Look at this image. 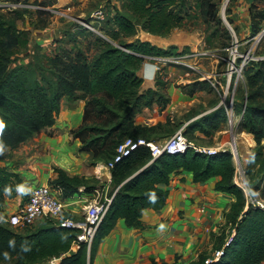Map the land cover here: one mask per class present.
Masks as SVG:
<instances>
[{
	"label": "trees",
	"instance_id": "16d2710c",
	"mask_svg": "<svg viewBox=\"0 0 264 264\" xmlns=\"http://www.w3.org/2000/svg\"><path fill=\"white\" fill-rule=\"evenodd\" d=\"M121 1L123 8L116 7L109 12L101 27L112 42L97 36L95 41L99 47L92 58L85 49L74 47L62 49L53 56L36 55L33 61L20 63L17 50L22 43H27L25 33L15 19L0 13V145L17 148L41 130L53 127L65 97L85 101L83 121L72 133L81 141V151L91 153L92 166L110 162L118 146L128 138L158 141L174 133L176 129L170 120L150 127L135 124V115L141 109L167 101L163 93L167 82L161 75L155 78L157 90L141 93L143 79L138 72L147 57L184 54L189 47L179 52L173 45L164 49L148 41L125 38L134 37L139 30L163 37L182 28L188 15L187 0ZM219 1L197 0L203 20L215 22L217 26ZM252 28V33H258L260 23H254ZM204 45L209 49L227 46L226 42L212 46L206 41ZM246 76L248 90H244L243 100L247 103L241 128L256 140L252 156L262 172L264 62L250 68ZM242 106L243 102L240 107L237 104V110ZM218 126L219 123L212 121L201 130L209 136ZM179 169L192 172L195 183L216 180L215 190L234 198L226 222L231 232L235 230V236L225 247V232L216 239L215 250L224 247L223 256L208 263L213 256L201 254L189 264H261L264 261V209L252 206L246 209L244 192L234 181L236 165L231 153L206 156L188 151L153 159L148 147L140 148L111 170L108 195L113 197L112 202L91 247L79 244L73 251L77 231L62 227L50 218L37 227H25L24 232L0 223V263L17 259L15 264H41L60 258L57 264H92L99 243L112 232L119 219H124L130 228L141 229L147 210L158 211L165 206L170 176ZM56 172L58 176L50 184L63 187L64 197L74 195L81 186H86L87 190L93 188L84 178L69 177L62 170ZM17 188L21 189L19 175L0 162V209L7 197L12 199L17 195Z\"/></svg>",
	"mask_w": 264,
	"mask_h": 264
},
{
	"label": "crops",
	"instance_id": "0c3cea01",
	"mask_svg": "<svg viewBox=\"0 0 264 264\" xmlns=\"http://www.w3.org/2000/svg\"><path fill=\"white\" fill-rule=\"evenodd\" d=\"M40 1L41 11L51 12L49 22L41 33L47 35L49 32L52 37L58 28L50 23V21H58V14L55 12H71L72 3L76 0H56L52 3ZM79 2L84 6L89 0H79ZM17 3L19 7L23 4L21 1ZM27 8L34 7L26 5ZM38 17H35V22ZM27 30L34 35L40 33V30L34 27ZM142 34H146L147 39L151 36L139 30L136 34L137 38H141ZM159 38L168 39L161 36ZM175 38L179 43L183 42V35H175ZM158 46L165 48L168 45ZM189 47V51L204 50L208 53L207 56L209 55L208 59L203 60L196 69L172 61L162 63L160 75L167 82L163 92L167 101L154 103L151 107L141 109L135 115L134 122L143 127L164 124L168 120L172 123L180 122L181 125L187 124L188 131L198 133L200 143L216 146L221 138L220 131L225 126L226 116L222 110L217 109L218 102L209 99L211 92L206 89V84L209 78H215L214 74L220 62L213 59V55H219L220 50L206 49L202 39H199L195 46ZM161 58L164 59V57ZM222 64L223 62L220 65L224 68ZM209 86L213 90V86L210 84ZM149 89L157 90L155 80L143 81L141 93ZM197 105L203 106L206 111L194 113L193 109ZM84 110V100L63 99L55 125L41 130L30 141L28 140L29 142H26L27 153L21 156L20 160L17 159L14 167H10L23 182L21 189L23 186L24 192H29L34 185L51 183L58 176L56 171L62 170L69 177L84 178L89 183L95 180L99 183L97 186H103L104 191L108 193L112 184V174L108 171L110 173L108 177L106 171H103L104 175L98 173L101 163L91 165V153L81 151V141L72 133L82 123ZM212 121L219 123L218 128L212 130L209 136L203 134L202 127H207ZM195 122L198 123L195 124ZM226 136H223V140ZM165 139L157 142L162 144ZM248 162L249 157H246L243 161L244 166H247ZM215 182L216 180H210L205 183H195L192 172L182 169L175 171L170 176L169 196L165 206L158 211L147 210L143 215L144 227L141 229L130 228L124 219H119L112 232L99 243L92 264H151L153 261L159 264H189L197 260L201 254L214 256L217 237L221 232L228 234L231 231L230 225L226 222V214L230 212L234 202L231 194L215 190ZM77 197L80 198L77 192L70 197H65L68 203V217L78 218L83 213V204L75 200ZM24 203H17L14 206L15 211ZM76 249V246L72 247L73 251ZM261 264H264V261Z\"/></svg>",
	"mask_w": 264,
	"mask_h": 264
},
{
	"label": "built area",
	"instance_id": "2783aa9c",
	"mask_svg": "<svg viewBox=\"0 0 264 264\" xmlns=\"http://www.w3.org/2000/svg\"><path fill=\"white\" fill-rule=\"evenodd\" d=\"M55 13L60 17H70L69 13L65 11H56ZM96 14L97 16H102L103 12L97 11ZM228 18L229 16L225 14L224 21L233 32L231 42L224 48L218 49L220 50L219 55L215 54L216 61L223 62L222 66L224 68L221 67L220 75L216 72L214 74L215 78L208 79V82L220 93L217 109L222 110L226 116L225 126L220 131L221 138H219L218 144L216 146H206L196 143L187 136V124L182 125L173 135L166 138L162 144L157 141H148L145 138H128L118 146L114 158L108 163H103L110 173L117 164L131 157L142 147H148L150 149L153 159L163 154L177 155L184 154L188 151L206 156L229 152L234 162L238 161L239 163L238 165L235 163L236 174L234 181L244 192L247 202L246 209L250 206L264 209V199L255 195L256 192L250 184L246 167L240 160L238 135L239 131H243L241 122L246 104H243L241 110L238 111V101L235 95L236 86L240 81L245 79L246 72L250 68H255L256 65L264 62V53L257 54V47L260 45L264 36V31L262 30L260 33L254 35L252 33L250 19H240L238 26L241 25L242 30L238 33L236 27L229 22ZM85 26L94 30L88 24H85ZM207 54L204 50L194 49L184 54L161 56L164 59L161 57L147 58L159 59L162 63L172 61L179 65L196 69L199 64H202L203 60L208 59L209 55L207 56ZM148 65H151V63L147 62L144 65L140 77L143 80H155L157 75L162 71V67H159L157 64H152L156 65V67L153 71H149ZM224 135H228L229 139L223 140ZM102 191L104 194V189ZM77 193L80 195V198L77 197L75 200L83 204V213L78 218H71L67 216L68 203L64 197L63 187L50 183L34 185L28 192L27 201L15 212L10 214L6 222L12 228L37 227L43 220L50 218L58 222L62 227L77 231V236L72 247H78L79 244H86L88 247H91L113 197L109 196L107 192L105 195H101L100 186L91 189L90 192L86 186H81L78 187ZM95 193H97V196H95ZM234 236L235 230L232 231L231 236L226 240L224 247L230 244ZM224 247L216 250L214 256L207 262L218 261L224 254ZM59 260L60 258H52L48 261V264H57Z\"/></svg>",
	"mask_w": 264,
	"mask_h": 264
},
{
	"label": "rangeland",
	"instance_id": "374dc122",
	"mask_svg": "<svg viewBox=\"0 0 264 264\" xmlns=\"http://www.w3.org/2000/svg\"><path fill=\"white\" fill-rule=\"evenodd\" d=\"M19 1L23 3L20 7L18 6L19 3H17ZM45 1L52 3L56 0H45ZM9 5H17V6H9ZM26 5H33L34 8L26 9ZM41 5L42 4L40 0H34L33 2L32 0H0V13L6 15L8 19H15L19 29H21L25 33V35L23 36L24 39H27V43L25 42L22 43L21 47L17 50V54H19L17 60L20 63H29L30 61L34 60L36 55H44L47 57L53 56L57 52H60L62 49H73L74 47L85 49L88 52L90 58L94 57L99 47V44H97L95 41V38L97 36H100L101 38L109 42H112L101 30V27L103 26V22L105 21L107 15L109 14V12L116 10V7H118L119 9L123 8V4L121 0H89V2L84 6H82L79 0L73 1L71 6L72 7L71 12H67L69 13L70 17H60L57 15L58 21H50L51 24H53L55 27H58L56 28L55 34H53L54 31L53 33H51L53 34V36L51 37L49 32L47 33V35H43L41 33V31H43L46 25L48 24L51 15V12L49 11H41V8H39V6ZM217 5H218L217 17L220 20L219 26H217L215 22H206L205 20H203L201 15L200 4L197 2V0H187L188 15L183 22V26L180 29H175L169 35L163 36L168 38L174 35L173 38H168L171 44L166 46L165 48L178 44L179 51L180 50L182 51L186 47L195 46L199 39H202L203 45L205 41L207 45L212 44V46H221L223 42H226V44L228 45L231 42L233 32L224 21L225 14L229 16L228 18L229 22L233 24L234 27H236L238 33H240L242 30L241 25L238 26L240 19L242 20L250 19L251 25H253L254 23H260L261 28L259 29L258 33H260L262 30L264 31V0H221L218 2ZM97 11H102L103 12L102 16H97L96 14ZM36 16L37 17L39 16L37 18L38 19L37 22H35ZM85 24H88L94 30L86 27ZM33 27L36 30H40V33L39 32L37 33V31H35V33L37 34L34 35L31 31L27 30L28 28H33ZM178 34L183 35V39H182L183 42L179 43L178 40L175 38V35ZM253 34L255 35L257 33H253ZM148 38L150 40H154L153 37H148ZM50 39H52L51 42ZM125 39L127 41L140 39L142 41L151 42L149 39H147L146 34H142L141 38H137L136 35V37L125 38ZM151 43L153 45H156L153 42ZM262 53H264V36L260 42V45L257 47V54H262ZM213 59H216L215 55H213ZM160 61L161 60L159 59L146 58L138 74L139 75L141 74V70L144 68V65L147 62L151 64H157L159 67L163 66L162 62ZM220 69H221V65L219 64L217 69L218 75H220L219 74ZM146 81H152V80L148 79ZM209 84H210L209 82L206 84L207 85L206 89L208 90V92H211V94L209 95V99L217 103L220 100V93L214 87L213 90H211ZM244 90L246 91L248 90L247 76H245V79L243 81H240L236 86L235 95L239 107L242 104V102L243 104L247 103L246 99L243 100ZM64 99L67 101L69 100L68 97H65ZM193 110L194 113L197 112L204 113L206 111L205 108H203V106L200 105L194 107ZM171 124L175 126L173 127L174 129H176L175 131H177L182 126L180 122L171 123ZM239 134L240 137H238V151L243 154L240 155L241 163L243 164L245 158L249 157L248 165L245 167L248 172L250 184L256 192L255 195L264 199V171L262 172L259 171V167L255 165L254 158L252 156L253 151L257 147L256 140L255 138H253L251 133L239 131ZM197 135L198 133H195L191 130L188 131L187 128V136L196 143L203 145L202 143L199 142L200 136ZM228 139L229 137L227 135L226 138H224V140H228ZM26 144L27 143H24L23 145L21 144L19 147L14 149L5 148L2 145H0V162L8 167H14L16 165L15 163L17 159L20 160V157L27 153L28 148H26L27 146ZM29 147H31V145H29ZM262 147H264V140L262 141ZM235 163L236 165L239 164L238 161H235ZM103 171L104 169L101 170L99 174L104 175L105 172ZM105 171H106V175L110 177V173L108 172V170L106 169ZM94 181L95 180H92L91 183H89V185L93 187L92 189H95L96 186L99 184L96 183L97 181L95 182ZM21 185H23V182H21ZM22 189L17 188V195L14 198L10 199L7 197L5 199L6 203L0 209L1 224L7 226L8 224L6 222V219L9 217L10 214H12V212L15 211L14 206L17 203L27 201L28 192H24ZM102 190H103V186H100V194L105 195L106 192L103 194ZM88 191L90 192L91 189H88ZM95 196H97V193H95ZM15 230L24 232L26 228H17ZM231 234H232L231 231L228 232L227 239L231 236ZM16 261L17 259H14L12 261L2 262L0 264H15ZM48 261L45 260L41 264H48Z\"/></svg>",
	"mask_w": 264,
	"mask_h": 264
},
{
	"label": "bare ground",
	"instance_id": "6f19581e",
	"mask_svg": "<svg viewBox=\"0 0 264 264\" xmlns=\"http://www.w3.org/2000/svg\"><path fill=\"white\" fill-rule=\"evenodd\" d=\"M150 37H153L154 38V40H150L149 38V40L151 41V42H153L154 44H156V45H161V46H166V45H169V44H171V42H169L170 40L168 39H163V38H159V37H157V36H153V35H151ZM177 39V38H176ZM178 40V39H177ZM172 41V40H171ZM175 41V40H174ZM155 67H156V65H148V70L149 71H153L154 69H155ZM239 137H240V135H239ZM239 154L240 155H243L241 152H239ZM104 169V171L106 170V168H105V165L104 164H100V167H98V173H100L101 172V170H103ZM97 172V171H96ZM105 174V173H104Z\"/></svg>",
	"mask_w": 264,
	"mask_h": 264
},
{
	"label": "clouds",
	"instance_id": "9594fccd",
	"mask_svg": "<svg viewBox=\"0 0 264 264\" xmlns=\"http://www.w3.org/2000/svg\"><path fill=\"white\" fill-rule=\"evenodd\" d=\"M143 31V30H142ZM140 76V75H139ZM144 81V80H143Z\"/></svg>",
	"mask_w": 264,
	"mask_h": 264
},
{
	"label": "water",
	"instance_id": "95a60500",
	"mask_svg": "<svg viewBox=\"0 0 264 264\" xmlns=\"http://www.w3.org/2000/svg\"><path fill=\"white\" fill-rule=\"evenodd\" d=\"M240 132H243V131H240Z\"/></svg>",
	"mask_w": 264,
	"mask_h": 264
}]
</instances>
